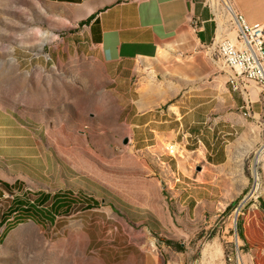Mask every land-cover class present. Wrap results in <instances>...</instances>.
<instances>
[{
  "label": "rangeland",
  "instance_id": "374dc122",
  "mask_svg": "<svg viewBox=\"0 0 264 264\" xmlns=\"http://www.w3.org/2000/svg\"><path fill=\"white\" fill-rule=\"evenodd\" d=\"M64 12L0 0V182L16 185H0V264H264V116L246 138L240 176L191 165L185 180L181 132L147 133L138 145L132 131L58 130L60 83L94 66L73 47L85 29L55 23ZM41 194L75 205L50 212L52 199L51 222L17 212Z\"/></svg>",
  "mask_w": 264,
  "mask_h": 264
},
{
  "label": "crops",
  "instance_id": "0c3cea01",
  "mask_svg": "<svg viewBox=\"0 0 264 264\" xmlns=\"http://www.w3.org/2000/svg\"><path fill=\"white\" fill-rule=\"evenodd\" d=\"M40 1L65 11L58 25L85 29V40L73 47L84 46L94 65L70 70L60 83L65 117L58 130L132 131L138 145L147 133L181 132L174 138L188 154L176 161L181 179L191 165L241 175L246 138L264 116V90L254 82L232 83L218 59L215 43L236 39L219 0ZM227 1L249 24L264 23V0Z\"/></svg>",
  "mask_w": 264,
  "mask_h": 264
},
{
  "label": "built area",
  "instance_id": "2783aa9c",
  "mask_svg": "<svg viewBox=\"0 0 264 264\" xmlns=\"http://www.w3.org/2000/svg\"><path fill=\"white\" fill-rule=\"evenodd\" d=\"M236 31V39L223 38L215 43L216 55L222 66L235 78L254 82L264 90V23L249 24L235 13L227 0H219ZM247 109H249L247 107ZM169 155H178L174 144L166 147Z\"/></svg>",
  "mask_w": 264,
  "mask_h": 264
},
{
  "label": "trees",
  "instance_id": "16d2710c",
  "mask_svg": "<svg viewBox=\"0 0 264 264\" xmlns=\"http://www.w3.org/2000/svg\"><path fill=\"white\" fill-rule=\"evenodd\" d=\"M89 23V20L87 21H84V22H81L79 25L80 26H83V25H87ZM0 185L3 186L5 189L7 190H14L15 186H9L5 183H2L0 182ZM11 193V192H10ZM54 199V200H52ZM52 200V203L50 204V212L52 210H63V211H66L67 210H70L72 208V206L75 205L74 203V199H70L68 197H64L62 195H54V196H50L49 194H41L39 195L35 200L33 201H29V202H26L25 204H23L22 201H18L16 203V207L15 208H18L19 210L17 212H20V211H27V210H32V211H35L37 214H39L43 219H45L46 221H49L51 222V213H48L46 210L48 209L47 208V204ZM86 209H91L92 207H89V205H86L85 206ZM21 208H23L24 210H21ZM17 212H13V214H16ZM69 212V211H68ZM2 221H0L1 223ZM9 222V219L5 220L4 221V224L8 223ZM3 225V224H2Z\"/></svg>",
  "mask_w": 264,
  "mask_h": 264
}]
</instances>
